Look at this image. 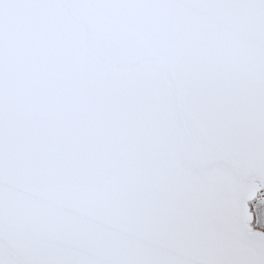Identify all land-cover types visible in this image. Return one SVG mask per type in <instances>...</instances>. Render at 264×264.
<instances>
[{"label":"snow or ice","instance_id":"obj_1","mask_svg":"<svg viewBox=\"0 0 264 264\" xmlns=\"http://www.w3.org/2000/svg\"><path fill=\"white\" fill-rule=\"evenodd\" d=\"M0 264H264V0H0Z\"/></svg>","mask_w":264,"mask_h":264}]
</instances>
